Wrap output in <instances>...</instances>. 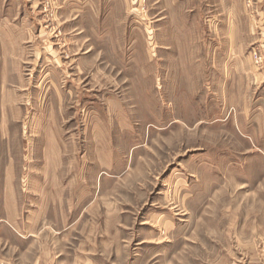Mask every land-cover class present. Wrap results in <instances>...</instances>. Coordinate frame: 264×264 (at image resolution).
<instances>
[{
	"label": "rangeland",
	"instance_id": "1",
	"mask_svg": "<svg viewBox=\"0 0 264 264\" xmlns=\"http://www.w3.org/2000/svg\"><path fill=\"white\" fill-rule=\"evenodd\" d=\"M0 264H264V0H0Z\"/></svg>",
	"mask_w": 264,
	"mask_h": 264
}]
</instances>
